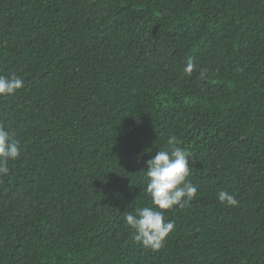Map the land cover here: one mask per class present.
<instances>
[{"label": "trees", "instance_id": "trees-1", "mask_svg": "<svg viewBox=\"0 0 264 264\" xmlns=\"http://www.w3.org/2000/svg\"><path fill=\"white\" fill-rule=\"evenodd\" d=\"M13 73L0 264H264V0H0ZM173 135L198 191L153 251L124 216Z\"/></svg>", "mask_w": 264, "mask_h": 264}, {"label": "clouds", "instance_id": "clouds-1", "mask_svg": "<svg viewBox=\"0 0 264 264\" xmlns=\"http://www.w3.org/2000/svg\"><path fill=\"white\" fill-rule=\"evenodd\" d=\"M195 65L191 58L184 68L191 74ZM24 87L23 78L17 74L0 75V97H10ZM175 135L167 139V146L158 150L147 161L145 172L146 193L151 206L137 207L134 212L125 213L126 224L133 230L134 240L144 248L159 250L166 238L174 231V221L166 220L165 211L175 207L184 208L197 194V187L189 180L191 168L189 156L180 146ZM21 155V144L14 135L0 125V175L10 171L9 161ZM218 201L227 206L238 205L235 195L220 191Z\"/></svg>", "mask_w": 264, "mask_h": 264}]
</instances>
